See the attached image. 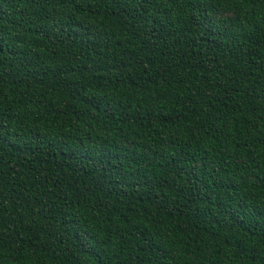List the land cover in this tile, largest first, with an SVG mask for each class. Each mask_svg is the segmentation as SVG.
Returning a JSON list of instances; mask_svg holds the SVG:
<instances>
[{
    "label": "trees",
    "instance_id": "trees-1",
    "mask_svg": "<svg viewBox=\"0 0 264 264\" xmlns=\"http://www.w3.org/2000/svg\"><path fill=\"white\" fill-rule=\"evenodd\" d=\"M0 264H264V0H0Z\"/></svg>",
    "mask_w": 264,
    "mask_h": 264
}]
</instances>
